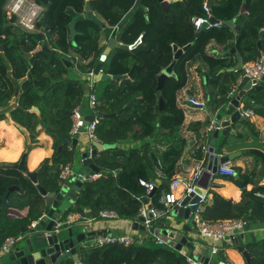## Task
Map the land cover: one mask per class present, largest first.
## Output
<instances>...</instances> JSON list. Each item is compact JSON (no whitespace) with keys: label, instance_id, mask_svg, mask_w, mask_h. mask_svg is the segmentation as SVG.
I'll return each mask as SVG.
<instances>
[{"label":"trees","instance_id":"1","mask_svg":"<svg viewBox=\"0 0 264 264\" xmlns=\"http://www.w3.org/2000/svg\"><path fill=\"white\" fill-rule=\"evenodd\" d=\"M6 1L0 0V108L3 109L0 121L6 119L5 110L11 108L10 101L16 97L17 104L10 110L12 117L26 128L32 142L39 141L42 131L52 136L54 154L46 158L38 169V181L48 192L60 188L62 170L75 161L77 149L62 145V134L71 133L72 112L85 99L82 82L67 77L68 69L62 58H66L76 45L74 51L77 55L82 60H89L80 64L79 69L88 74L101 60L111 38L103 24L117 26L114 35L125 45H134L141 39L134 48H113L103 61V73L112 77L128 74L134 64L136 66L132 78H108L95 83L98 99L94 112L101 115L116 113L100 120L96 134L104 144L117 146L94 157L101 166L102 176L85 182L79 194L80 204L71 208L69 213L96 214L99 217L101 210L109 209L115 210L121 218L137 220L142 201L146 198V188L140 184V179L153 181L156 169L160 168L170 182L178 172V163L186 146L183 136L185 112L178 104V92L187 83L188 67L192 63L204 67L203 76L209 87L207 102L214 111L227 101L240 70L226 71L236 66V61L210 55L207 49L209 42H227V49L238 46L244 62L254 61L264 53V36L260 38V31L264 28V0H212L209 11L204 7L207 0L176 1L168 12L162 9L158 0H143L144 8L136 9L122 26L119 23L132 10L136 0H54L50 7H47L50 0H34L48 11L46 29L51 37V51H34L39 43L37 35H29L27 43L21 31H13L4 24L3 6ZM87 3L103 24L90 19L78 21L75 39L72 40L71 12L84 15ZM244 4L247 16L240 13ZM194 16H213L221 23L197 29L192 22ZM229 20L237 22V36L230 26L223 23ZM103 40L106 42L102 43ZM189 44V49L174 66L176 76L168 77L163 88L158 90V76L174 60V46L182 48ZM30 51H34L32 57L25 59L23 54ZM251 97L253 100L247 102V107L253 105L255 112L264 116V89ZM160 98L164 99L163 109L159 108ZM33 107H39L41 112L33 111ZM120 110L122 112L118 113ZM42 122L46 127L39 129ZM206 123L194 122L188 129L195 130L201 137ZM162 128L169 131L162 132ZM6 133L11 149L0 150V157L9 160L15 157L11 152L18 151L20 147L16 131L2 123L0 135ZM241 145L239 136L226 135L219 147L235 150ZM157 148L165 151L163 157ZM203 152L200 148L195 157L202 159ZM2 164L5 168L0 166V207L6 191L19 186L20 191H10L9 203L17 205L18 209L28 208V212L15 218L10 214L13 208L0 211V248L6 238L20 237L23 226L31 225L47 211L45 196L34 184L28 187L26 177L16 169L18 162ZM118 169L121 171L116 173L114 170ZM234 182L242 190L241 201L234 202L213 192L212 203L207 204L202 213L203 219L217 222L250 216L253 226L264 224V198L258 196V193H264V186L247 190L251 179L249 173L242 170ZM168 190L169 184L158 185L152 197L153 205L164 208L159 201ZM87 245L81 253L84 264H188L186 254L168 244H157L152 233L144 239L135 238L134 243L128 245ZM250 250L254 256L249 264H264V240L252 242ZM188 254L194 256L192 252ZM63 264L75 263L68 260Z\"/></svg>","mask_w":264,"mask_h":264},{"label":"water","instance_id":"2","mask_svg":"<svg viewBox=\"0 0 264 264\" xmlns=\"http://www.w3.org/2000/svg\"><path fill=\"white\" fill-rule=\"evenodd\" d=\"M54 0H50L47 7H50L51 3ZM161 3V7L165 12H168L171 2L176 1H183L187 3V0H158ZM212 0H208L206 5L209 7ZM138 8H144L143 0H136L133 8L129 11L119 23L122 26L133 14V12ZM246 10V6L244 5L242 8V12ZM73 19L72 23L70 24V34L71 39H75L76 35V23L78 21L84 19H90L95 21L98 24H103L101 18H99L96 14L93 13L91 6L89 3L86 5V12L84 15H76L74 12H71ZM147 20L149 16L146 15ZM211 22L213 23H221L219 20L211 17ZM48 23V11H45L44 18H43V26H47ZM224 24L230 26L235 30V21L229 20L223 22ZM104 28L107 32L111 35V38L108 42L107 47L105 48L101 60L96 64L93 72H94V81L98 82L102 79L113 78L115 80H124L128 78H132L134 67L128 74L124 75H116L111 76L108 74H104L101 69L103 65V61L106 59L107 55L111 52V50L115 47L121 48H134L138 45L141 39L136 42L134 45L128 46L123 43H120L116 36L114 35L115 28L111 26H107L103 24ZM264 36V28L260 31V37ZM38 39L40 40V47L39 49L51 51L44 40L42 33L37 34ZM191 44L178 48L174 46L175 55L174 60L169 64L158 76V90L163 88L165 80L170 76H176L174 73V66L177 60L186 52ZM259 48H261V42H258ZM233 53H236V49H232ZM238 64L235 67H230L227 71H239L242 68L243 61L242 57L237 53ZM32 56V53L23 54L25 59H29ZM63 61L66 63L67 67L72 65V61L68 60L67 58H62ZM224 71V70H223ZM256 83V84H255ZM254 86H252L251 82H245L243 85L240 86L239 89L235 90L233 93L228 95L227 101L223 103L219 107V111L217 114H212L215 119L217 125H221V130H215L213 132L212 138L210 140V148H209V157L208 162L205 168L202 171L200 178L198 179L197 185L195 187V192L192 193L190 196L185 198L183 201V205H187L189 201L191 202H198L200 200L199 195H204L211 184V180L215 174L218 173L219 167L235 157L241 154L240 151H236L231 153L227 156H219L216 153V145L217 140L219 138L220 133L225 136L229 132H231V124L238 121L244 120L245 116L242 115L241 110H239L241 104H246L250 98L251 93H255L261 90L264 87V77L260 82L253 81ZM209 99V96H207ZM164 107V99L160 98L159 101V108L163 109ZM33 111L39 112V108L33 107ZM120 110L118 113H121ZM116 113H107L104 115L98 114V117L101 119H106L113 117ZM94 115H91L88 119L84 128H87L89 123L94 119ZM46 124L41 123V128H45ZM22 129V128H20ZM162 132H168L167 129H161ZM80 134H62V145H71L73 148L77 149L79 143ZM26 140L28 143L31 142L30 136L26 135ZM62 145L58 148L59 150L62 149ZM116 147L115 144H100V143H93V148L89 150H84L81 152L82 158V165L83 168L80 172H76L72 170L67 178L62 183L61 187L55 192H48L38 181V172L37 171H28L26 166L27 161V153L25 152L19 163L16 165V169L20 171L24 176H26L39 190V192L45 196L46 207L47 211L38 219V222L35 226H23L21 228V237L17 241V243L10 249L9 252L0 253V264H63L68 260H73L75 264H84L81 260V253L83 248H85V244L89 243L92 238L98 235L105 234V230H93V220L96 218V214H91L87 216L86 221H79L80 223H88L84 225L82 228H79L78 225H65L62 223L63 219L67 216V212L73 208L74 206H78L80 204L79 200V192L84 184V178L89 177L95 173H98L100 169L93 163V158L98 154V152L103 151L104 149L114 148ZM161 156L165 154V151H160ZM252 152H258L257 150H252ZM153 180L160 184H169L168 180H162L153 175ZM16 190L20 191L19 186H12L9 188L8 191L2 196V204L0 207V211L13 208L18 209L17 205L9 203L8 197L10 191ZM156 193L154 190L150 196H153ZM147 202V200H145ZM20 210V209H19ZM190 207L180 208L178 210L179 216L185 215L186 219H189ZM248 224L245 227V232L249 231L251 227L252 218L249 216L247 218ZM157 224L164 225L163 222H158ZM192 225H195L192 221L191 225L180 226L176 221L175 223L170 224L168 228L160 229L153 227L150 229V232L154 236H158L163 239L166 244L170 245L171 247L180 250L184 253H189L196 243V240L193 241L189 238L185 232H193L195 234H199L197 228H192ZM77 226V227H76ZM135 229L145 230V227L140 224L139 222H134ZM237 232H239L237 230ZM245 237V233L240 232L238 237V250L242 252L244 257L246 258L247 263H250L251 253L246 250V246L242 245L243 240ZM252 237L254 235L252 234ZM213 247L206 246L205 252L203 254L195 255V259L203 262L204 264H213L210 262V257L212 256ZM219 264H228L226 262H222Z\"/></svg>","mask_w":264,"mask_h":264},{"label":"crops","instance_id":"3","mask_svg":"<svg viewBox=\"0 0 264 264\" xmlns=\"http://www.w3.org/2000/svg\"><path fill=\"white\" fill-rule=\"evenodd\" d=\"M170 2H171V0H170ZM172 3L173 2H171V4ZM211 5H212V2L210 4V6ZM244 5L246 6V4H244ZM243 6H242V8H243ZM242 8H241V10H242ZM3 9H4V6H3ZM93 13L95 14L94 11H93ZM240 13L244 14L245 16L248 15L247 10H245L243 12L240 11ZM4 24L8 27H11L13 31H17V30L21 31L24 34V38H25V41L27 43L29 42V35H33V34H27L26 32L22 31L20 28H15L12 24L6 23L5 20H4ZM236 26H237V22L235 21V30L233 28L232 29L235 31L236 36H237ZM114 28L116 29L117 27H114ZM2 37L5 38V35H3ZM49 37H50V34H49ZM38 42L39 43H38V45L34 51L40 50L39 49L40 40ZM49 42H51V37H50ZM104 42H106V41L103 40L102 43H104ZM45 44L48 47L50 46L48 44V42H45ZM227 45H228L227 42L220 43L216 40H211L208 44V47H207L208 53L210 55H215L216 57L221 56L224 59H232L233 61H236V65H237L238 64V58H237L236 54L238 53L241 56V53L239 51V47L235 45V46L229 47L227 49ZM49 48H51V47H49ZM75 48H76V45H74L69 50V52L66 54V56H67L66 58H69V57L73 58L70 61H73L74 57L79 56L74 51ZM233 48L236 49V53L232 52ZM261 48H262V46H261ZM34 51H30L29 53L33 54ZM231 55H233V56H231ZM242 61H243V58H242ZM243 63H245V62L243 61ZM72 65H73V67H75L73 62H72ZM233 67H235V66H233ZM67 68H69V67H67ZM75 69H77V71L81 74V78L75 79V80L81 81L84 88H85V99H84L83 103L81 104V106L83 108L85 118H89L91 115L95 114L94 110L91 109L89 106V93L92 91L90 89L91 83L90 84L86 83V76L88 74H85L84 72H82L79 69V67L78 68L75 67ZM227 69H226V71H227ZM187 70H188V72H187V77H188L187 83L178 92V104L185 112V124H184L185 126H184V130H183V136L186 140V146H185V148L183 150V154L179 160V163H178L179 169H178V172L175 176L187 175L188 173H190L191 171H194L196 169L198 162L201 161L202 159L196 158L195 154L200 148H202L203 144L206 143V138L203 136L204 129L206 126H208L209 124H211L212 122L215 121L216 118H214L212 116V114H217L219 111V108H217L213 111L210 108V106L208 105L207 96H209V94H208L209 93V87L206 84V80L204 79V76H203L204 67L199 63H192L188 67ZM228 72H236V71H228ZM93 82H94V91H95V83L96 82L94 81V78H93ZM262 89H264V87ZM261 90L255 92V93H251L248 102L250 100H253V99H251L252 98L251 96L253 94H258ZM189 97H193L199 101H203L206 103V105L203 108L192 105L189 102ZM16 99L17 98L15 97V98H12V100L10 101L11 108L5 110L6 119L1 120L0 125L2 123H5L7 128L12 127L16 131L15 137H16V140L19 141L20 149L18 151L11 152V153H13V155H15L14 158L7 160L3 157H0V166H1V168L4 169L5 166H3V164H2L4 162L5 163H16V162L19 163L22 155L26 152L27 153V161H26L27 170L31 171V172H33V171L38 172V169L41 166L42 162L46 158H51L52 155L54 154L53 138L51 135L47 134L45 131H42L41 134L38 136L39 141L33 143L32 139L30 137L31 142L30 143L27 142L26 135L30 136V133L26 130L25 127L20 126L13 119L11 111H10L17 104ZM246 104H241V106H243V108H245V109L253 107V105H252V107H247ZM254 105H255V103H254ZM37 108H39V107H37ZM1 110H3V109L0 108V112H1ZM39 110H40V108H39ZM251 110L253 111V113L250 114L249 116H245L244 120H238V121L232 123L231 124V132H229L227 134V135H232V136H239V140L242 141V145H241L242 147H239L235 150H231L228 147H225L224 149H220L219 144H220V141L224 138V135L222 134V132L219 135V138L217 140V145H216V153L219 156H221V157L227 156L231 153H234V152L240 151V150L242 152L239 156H237L234 159H232L231 161L227 162L228 165L235 168V170L237 171L236 175L227 176V175H220L219 173H217L213 176V178L211 180V184H210L209 189H208V191L210 193V199H209L208 204L212 203L213 192H218L221 195H223L224 197L232 199L234 202H240L241 201L242 190L234 182V179L239 176V174L241 173V170L243 172H245V171L248 172L250 179H251V183H249L247 185V190L250 191L256 187L264 186V116L255 112V107L252 108ZM40 112H41V110L37 113H40ZM87 120L88 119H86V121ZM194 122H207L204 129L201 132V137H199L197 135V132L195 130L188 129V126ZM72 125H73V121H72ZM20 128H22V129H20ZM70 134H72V129H71ZM9 143H10V140H9L7 133L4 136L0 135V150H2L4 148L11 149ZM100 144H104V143L101 141ZM32 146H34V147L32 149H30V147H32ZM69 147L73 148L71 145H69ZM92 147H93V142L86 135V131L84 129L83 132L80 134L79 143L77 146V155L75 157V161L73 163L67 164V165H70L71 171L74 170L76 172H80L82 170L83 165H82L81 152H83L84 150H89ZM104 150H106V149H104ZM249 150H251V151L257 150L258 152H246ZM98 154H99V152H98ZM92 161L100 169V171L98 173H95V174L99 175L98 178H95V180H97V179L101 178L103 172H102L101 166H99L95 162L94 158ZM207 162H208V158H206L203 161L202 166L203 167L206 166ZM114 171L116 173H119L121 171V169L114 170ZM90 176H92V175H90ZM95 180H92V181H95ZM25 181H26L28 187H30L31 184H33L27 177H26ZM85 182H86V180H84V184H85ZM79 194H80V192H79ZM258 196L261 198H264V193L260 192V193H258ZM151 201H152V199H151ZM75 207L76 206H74L73 208H75ZM179 209L180 208L171 209L165 218L157 221V223L163 222L165 224L163 226L160 224H157V226L154 225V227L160 228V229L168 228L170 226V224L175 223V221L178 224H180V226L191 225L192 219L190 216H189V219H186L185 215L179 216V214H175L176 212L178 213ZM27 212H28V208L20 209V210L19 209H13L10 214L12 216H14L15 218H18V217L26 215ZM68 214L70 215V214H79V213H77V212L69 213V211H68L67 215ZM134 222H135L134 220L124 219L121 217H119L117 219H103V218L96 217L92 222L94 225L92 229L98 230V231L105 230L106 233H113V234H132L133 236H135V238H140V239H144L151 234V232L147 229H145V230H141L139 228L135 229L134 228ZM251 223L252 224H251L249 231L245 232V237H244L242 245L246 246V250L249 253H251V255H252L251 258H252L254 256V253L250 250V244L252 242H259V241L264 240V224H258L257 223L255 226H253V221H251ZM86 224H88V223H86ZM86 224H84V225H86ZM78 227H81V224H78ZM192 228H196L195 225H192ZM185 234L188 235L191 240L192 239H193V241L196 240V243L194 244L193 249L190 251V252H192V254L194 256L197 254H203L205 252L206 246H211V247L215 246L218 248V252L212 253V256L210 257L211 263L219 264L222 262H226L228 264H249V263H247L246 258L244 257L242 252L238 250L239 244L237 245V243H232L227 238L223 239L221 242H213L212 240L202 238L199 236V234H195L193 232H185ZM252 234L254 235V237H252ZM90 243H91V241L88 244H90Z\"/></svg>","mask_w":264,"mask_h":264},{"label":"built area","instance_id":"4","mask_svg":"<svg viewBox=\"0 0 264 264\" xmlns=\"http://www.w3.org/2000/svg\"><path fill=\"white\" fill-rule=\"evenodd\" d=\"M205 9L209 11V7L205 4ZM46 7L34 0H7L4 9L3 15L6 23L12 24L15 28H20L22 31L27 34H43V40L45 42L50 41L49 31L43 26V18ZM197 29H201L203 26L207 25L209 27L217 25L219 23L211 22L209 17L204 16H194L192 18ZM117 27V26H116ZM75 67H78L80 62L86 64L89 62L88 59H81L79 56L74 57L72 61ZM94 69L89 70L88 75L91 78L90 89L92 90L89 93V106L91 109L96 110L97 106V94L94 91ZM103 72V70L101 69ZM264 77V53L259 56L254 61H248L243 63L240 70V75L236 82L233 90L228 94L230 95L235 90L239 89L241 85L245 82H251L254 86L253 81L260 82ZM256 84V83H255ZM189 102L192 105L203 108L206 103L199 101L196 98L189 97ZM241 113L243 116H249L253 111L249 108L245 109L240 107ZM94 119L89 123L87 128H84L86 124V118L83 112L81 105H78L74 108L72 112V134H81L85 129L86 135L93 143H100V139L96 134L97 125L100 123L101 118L98 115L94 114ZM215 130H221V125H217L216 121L212 122L205 127L203 136L206 138V143L203 144V158L198 162V165L194 171H191L187 175H177L169 182V190L164 192L160 198V204L164 208H158L153 205L150 194L157 189L158 185L155 181H147L140 179V184L146 188V198L147 202L142 201V198H138L142 201V206L139 210V213L136 217L137 222L142 224L145 229L149 230L154 227L155 222L162 220L167 216L169 211L173 208H185L190 207L189 216L195 224V227L199 231V236L205 239L212 240L213 242H221L223 239L227 238L232 243H238V237L240 232L245 233V227L248 224L247 219L239 218L234 220H223L217 222H209L202 217L205 206L209 203L210 193L207 191L204 195H199L200 200L198 202L189 201L187 205H183L185 198L190 196L195 192V187L197 185L198 179L200 178L203 169L205 166H202L203 161L209 157V148H210V139L212 138L213 132ZM93 148V147H92ZM71 172L70 165H66L60 174V187L64 180ZM218 173L220 175L233 176L237 174V171L234 167H231L227 163L219 167ZM156 176L162 180H167L166 175L160 170L156 169ZM98 174H94L89 177H85L84 180L92 181L95 178H98ZM99 218L103 219H117L119 214L115 210L104 209L99 212ZM87 216L81 214H68L62 221L65 225H71L75 222L86 221ZM38 220H35L31 223L32 226L37 224ZM237 230L239 232H237ZM21 237V236H20ZM20 237H8L2 244L0 248V253L9 252L10 249L17 243ZM91 246H104L107 244H132L135 241V236L132 234H113L105 233L103 235H98L92 238ZM155 242L157 244H166V242L158 236H155ZM88 244V243H87ZM85 244V246L87 245ZM88 246V245H87ZM218 248L213 246L212 253H217ZM184 253V252H183ZM187 256L188 264H204L203 262L196 260L194 256L184 253Z\"/></svg>","mask_w":264,"mask_h":264},{"label":"rangeland","instance_id":"5","mask_svg":"<svg viewBox=\"0 0 264 264\" xmlns=\"http://www.w3.org/2000/svg\"><path fill=\"white\" fill-rule=\"evenodd\" d=\"M48 44L50 45L51 43L50 42H48ZM80 64H82V62H80L79 64H78V67L80 66L81 67V65ZM77 67V68H78ZM68 69V71H67V77L68 78H70V79H80L81 78V74L77 71V69H75V67H72V66H70L69 68H67ZM86 83H91V78H90V76L89 75H87L86 76ZM21 132V131H20ZM78 225V224H81V227H79V228H82L83 226H84V224H86V223H80V222H75L73 225Z\"/></svg>","mask_w":264,"mask_h":264}]
</instances>
